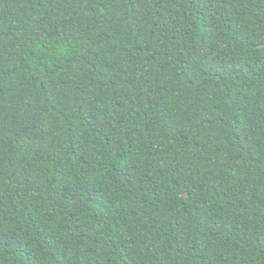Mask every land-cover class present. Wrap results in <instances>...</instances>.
Masks as SVG:
<instances>
[{
	"label": "trees",
	"instance_id": "1",
	"mask_svg": "<svg viewBox=\"0 0 264 264\" xmlns=\"http://www.w3.org/2000/svg\"><path fill=\"white\" fill-rule=\"evenodd\" d=\"M0 264H264V0H0Z\"/></svg>",
	"mask_w": 264,
	"mask_h": 264
}]
</instances>
